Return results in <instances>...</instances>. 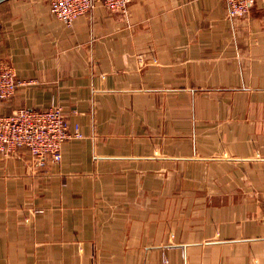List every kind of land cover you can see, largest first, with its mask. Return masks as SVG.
<instances>
[{"label":"crops","instance_id":"0c3cea01","mask_svg":"<svg viewBox=\"0 0 264 264\" xmlns=\"http://www.w3.org/2000/svg\"><path fill=\"white\" fill-rule=\"evenodd\" d=\"M0 113L59 103L82 136L0 151V264H264V0L0 3Z\"/></svg>","mask_w":264,"mask_h":264},{"label":"built area","instance_id":"2783aa9c","mask_svg":"<svg viewBox=\"0 0 264 264\" xmlns=\"http://www.w3.org/2000/svg\"><path fill=\"white\" fill-rule=\"evenodd\" d=\"M131 1L50 0V10L57 19L70 26L76 18L98 5L127 14ZM256 1L226 0L229 16H246ZM19 84L15 69L0 62V100L12 97ZM82 135L80 125L70 123L59 103L53 102L46 108L21 107L11 113H0V151L10 154L26 148L40 167L61 161L64 142ZM164 262L169 264L166 258Z\"/></svg>","mask_w":264,"mask_h":264},{"label":"water","instance_id":"95a60500","mask_svg":"<svg viewBox=\"0 0 264 264\" xmlns=\"http://www.w3.org/2000/svg\"><path fill=\"white\" fill-rule=\"evenodd\" d=\"M3 1H5V0H0V3L3 2Z\"/></svg>","mask_w":264,"mask_h":264}]
</instances>
